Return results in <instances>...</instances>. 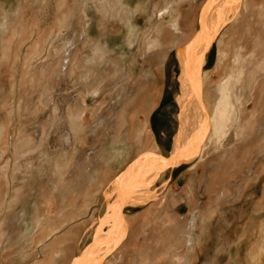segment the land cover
<instances>
[{
    "label": "rangeland",
    "instance_id": "rangeland-1",
    "mask_svg": "<svg viewBox=\"0 0 264 264\" xmlns=\"http://www.w3.org/2000/svg\"><path fill=\"white\" fill-rule=\"evenodd\" d=\"M99 1L0 0V126L11 133L15 130L14 142L10 141L11 136L7 140L6 129L0 131V264H73L83 249L81 254L89 249L93 240L91 237L87 243L89 231L104 214V206L93 200L92 193L111 178H118L123 172L127 174L142 155L168 157L176 146L177 135L188 134L190 127L180 130L177 98L181 94L178 79L181 68L177 49L187 44L192 32L198 31L199 15L206 0H186L181 7L192 20L182 28L180 38L175 39L177 48L171 52L173 33L166 32L162 40V52L168 51L169 55L165 66L160 63L159 52L145 60L139 47L159 0L152 1L149 15L133 11L131 19L139 32L132 46L126 43L129 33L126 23L117 14L101 13ZM138 1L124 3L132 10ZM243 1L236 19L225 22L206 48L202 75L209 76L206 79L209 85L220 81L229 70L237 48L244 59L251 58L248 67L251 65L249 69L256 70L253 76L257 85L244 109L246 134L230 146L208 143L191 161L162 170L149 187L155 193L152 196L150 193L143 205L125 208L130 234L111 245L113 250L100 264H246L245 256L251 247L264 245V69L257 71L264 63V0ZM81 12L83 26L91 25L90 36L101 40V47H110L104 59L87 60L93 56L90 41L78 42V48H71L73 53L67 60L62 57L59 45L47 43L53 34L72 30L74 34ZM20 28L23 31L17 36ZM105 28L109 32L104 33ZM116 62L121 64L118 71L114 67ZM133 64L131 74L128 67ZM148 80L155 84L153 95L143 94L141 90L145 91ZM47 93L53 95L49 97ZM45 96L57 102L55 123L52 115L46 113L53 100L47 103ZM202 102L207 104L204 98ZM79 104L85 106L82 122L87 133L92 131L90 138L83 142L73 165L66 169L64 182H59L58 203L51 212L52 219L29 233L31 216H21L28 193L24 181L26 150L32 152V162L43 164L44 157L35 148L38 131L46 128L48 138H56L53 145H47V155L63 153V147L71 144L68 111L75 110ZM143 124L146 133L140 146L136 143V131ZM110 127L120 128L121 135L109 136ZM113 149L123 150L118 160L122 164L107 169V155ZM89 169L104 172L100 186L83 185L64 205V200L74 195L76 183L72 178L85 179ZM45 179L48 180L47 175ZM189 183L193 186L185 192ZM49 184L51 192H55L54 184ZM86 191L90 193L86 195ZM161 198L162 205L158 202ZM37 199L30 194L26 203L31 207ZM83 204H88V208ZM148 208L147 216L144 211ZM190 218L198 222L194 248L189 247L186 238ZM64 222L67 227L61 228V233L51 239L46 237ZM69 229L71 236H64ZM26 236L29 250L19 257ZM255 264H264V247Z\"/></svg>",
    "mask_w": 264,
    "mask_h": 264
},
{
    "label": "bare ground",
    "instance_id": "bare-ground-1",
    "mask_svg": "<svg viewBox=\"0 0 264 264\" xmlns=\"http://www.w3.org/2000/svg\"><path fill=\"white\" fill-rule=\"evenodd\" d=\"M146 1L144 2V0H139L132 10L130 6L124 3L125 0H100L98 2V6L100 12L105 16L111 13L112 15L117 14L119 19L126 23L128 28L127 32H129L126 43H128L129 46H132L136 40V34L139 32V28L133 24L131 19L133 16V11L140 13L142 16L149 15L153 0H149V2ZM159 1L160 4L156 5L152 10L148 26L145 30L146 33L141 38L139 47L142 52L141 56L145 58V60L153 53L159 52L160 63L165 66L169 55L168 51L162 52V40H164L166 32L173 33V45L169 48V51L171 52L177 48L174 44L176 41L175 39L180 38V35L183 33L182 28H184V26H189L192 18H190V16H186L181 8L187 2L186 0ZM244 3L245 2L243 0H206L204 3L199 15V29L197 28L198 31L195 34L192 32L191 37L186 40L187 44L185 43L177 49V57L179 58L177 59L180 62L181 68V75L180 78H178L181 83V94L177 98L180 111L179 122H181L180 130L183 129V127H185L183 130L190 127L187 136L186 134H183L185 132L180 133L181 135H177V138H175L176 146L172 148L171 154L168 157H162L155 154H147V156L142 155L138 157L134 162V166L129 168L127 174L122 171L123 173L120 176L118 175V178L114 179L111 189H116L113 191L115 193H111L110 191L112 190L109 191L108 188H106L108 190L105 189L106 191L102 193L108 181H106V183L101 188H97L92 193L91 196L93 200L101 202L102 206H104V214L100 216L99 222L95 224L94 229L92 228V230L89 231L90 233L88 235L87 243L93 239L90 243V247H88L89 251L86 250L81 254V252L84 250L83 249L79 253V257L73 261V264L99 263V261L104 257L103 255L110 249L111 245L118 243L122 237L130 234V230L128 231V222L125 220L126 217L124 216V206L128 203L143 205L147 199H145L144 196L150 193L152 196L153 193H155L154 191L153 193L150 192L151 190L149 187L151 182L154 181V178H156L162 170L183 162L191 161L200 154V148L201 150L204 149L205 145L208 143L215 142L216 146L217 144L220 146L221 144L223 145L224 143H227L230 146L233 145L237 139H241V137L246 134L247 125L244 123V109L246 107V103L252 98L253 91L257 85L256 78L253 76L256 73V70L249 69L251 65L248 67L251 58L249 57L244 59L240 51L241 49L237 48V51H235V54L233 55L231 66L230 68L228 67L229 70H226L225 75L223 73L220 81H218L216 84L209 85L208 80H206L209 76L205 73L202 75V56H204V53L207 50L206 48L209 46L210 42L213 41L219 28L225 24V22L230 19H233V21L236 19L240 12L241 6L243 7ZM79 16L80 19L76 20L77 23L74 26V34L72 33L73 30L65 34H53L48 38L47 43L49 46L56 44L59 45V50L64 54L62 57L67 60V58L73 53L71 48H78V42L81 43L83 41H90L93 45V56L89 57L87 60L90 62L97 61L100 58L104 59L105 55L110 52V47L109 49L106 47H101V40H94V38L88 33L90 32L91 25L89 24L86 28L83 26L82 12ZM21 30L22 29L20 28L19 32H17V36H20L22 33ZM103 32H109L108 28L103 29ZM102 37L104 36L102 35ZM56 50L58 51V49ZM119 66H121V64L116 62L114 65L116 68L115 71L120 69ZM259 69H264V63H261L259 67H257V71ZM128 72L131 74L134 72V64L132 67H128ZM154 87L155 84L148 80V86L145 87V91L143 88L141 90L143 94L153 95ZM46 90L47 89L44 88V91ZM47 92L49 91L47 90ZM52 95L51 93L46 94V96L49 97ZM46 96L45 98L47 103H49V100H53V97L47 98ZM203 98L207 103L205 105L202 102ZM145 106L147 107V105ZM58 110L59 108L57 102L53 100L52 107L49 106V110L46 112L47 114L52 115L51 120L53 123L56 121ZM84 111L85 106L80 104L75 110L68 111L70 117L69 126L71 130V144L67 148L63 147V153H60L54 157H49L50 154L49 156L47 155V145H53L56 138L54 136L48 138V131L46 128H41L38 131L36 139L37 146L35 148L37 151L36 153L43 155V164L39 166L38 163L32 162L30 157L32 152L26 150V180L24 181H26L28 193H26V201L24 203L21 216H31L32 230L29 233L35 232V230H37L41 224H44L52 219L53 215L51 212L58 203H56V194H58L57 192H59V187H61L59 182H64L66 179L64 176L66 169L73 165L74 156L77 154L80 146L83 144V142H87L90 138L89 135L92 131L89 130L87 133V131L84 130L86 128H84V124L82 122ZM12 116H14V114H12ZM118 123L120 124L122 122ZM0 127V131L6 129L3 126ZM5 131H7V140L8 137L11 136L9 137L10 141L14 142L15 130L13 133H11L8 128ZM120 133H122L120 128H108V134L111 137L121 135ZM136 133V143L141 146L146 133V125L143 124L137 128ZM122 151L118 152L116 149H113L109 154L107 153L108 158H106L109 159V162H106L107 169L112 168L113 165L120 162L118 160L119 156H122ZM144 151L145 150H143V152ZM87 156L89 157L90 153H88ZM123 160L125 161L126 158ZM121 162L120 164H122ZM91 169L85 172V179L82 177L79 180L72 178V180L75 181L74 184L76 183L73 190L74 195H72L70 198H67L66 201L64 200V205H67L66 203L73 199V196H75V191L82 189L83 185H85V187L88 185L100 186L99 184L104 180V172H102L101 169L93 171ZM35 172H38L40 175L36 176ZM46 175L48 180L45 179ZM82 181L87 182V184L82 183ZM35 183H38L37 187L35 186ZM49 183L54 184L52 186L55 192H51L52 187ZM190 183L188 184V188L185 192L190 191L192 185ZM70 189L67 191L69 192ZM60 191L62 192L63 189ZM122 191L125 192V195L121 194ZM191 192L193 191L191 190ZM85 193L88 195L90 192L86 191ZM30 194L32 196L38 197L40 200L39 201L37 199L38 201H35L34 205L30 204L32 205L31 207H29V205L26 203ZM192 194L193 193H191V195ZM62 199H65V197H62ZM158 202L162 205V198ZM83 206L88 208V204H83ZM149 210V208L145 209V215H147ZM1 224H3L2 221ZM197 226V220H195V218H190L188 226L189 230L186 232V238L187 241H189L190 248H194L196 245L195 243L197 241V236L195 229H197ZM63 227H67V223L64 222L62 225H59L58 228H54L52 232L46 237L50 238L51 236L58 234L60 229ZM71 234L72 230L69 229L66 233H64V236L66 235L69 237ZM200 235L201 234L198 236V241L201 239ZM66 238L67 237H64V239ZM262 238L264 239V236H262ZM22 241L26 243H22L20 246V248L24 251H20L19 257L25 256L29 250V239H27V236ZM202 245L203 247L205 246V244ZM85 247H87V245ZM263 247V244L260 246L251 247L248 254L245 256L246 264H255L261 258Z\"/></svg>",
    "mask_w": 264,
    "mask_h": 264
},
{
    "label": "crops",
    "instance_id": "crops-1",
    "mask_svg": "<svg viewBox=\"0 0 264 264\" xmlns=\"http://www.w3.org/2000/svg\"><path fill=\"white\" fill-rule=\"evenodd\" d=\"M134 160H135V159H134ZM134 160H133V161H134ZM115 178H116V177L111 178V179L109 180L110 182H109V181L107 182V184H106V186L104 187L102 193H104V192H105L106 190H108V189H109V191L112 190L111 187H112V183H113V181H114ZM106 188H108V189H106ZM105 189H106V190H105ZM150 189H151V188H150ZM115 190H116V189H115ZM115 190H112V191H110V192H111V193H115V192H113V191H115ZM110 192H109V194H110ZM57 193H58V192H57ZM121 194L125 195V192L122 191ZM147 195L149 196L150 194H147ZM147 195L144 196L145 199H146V198L148 199V196H147ZM56 196H57V194H56ZM110 199H111V198H110ZM145 199H144V201H145ZM147 199H146V200H147ZM142 200H143V199H142ZM142 200H141V201H142ZM141 201H140V202H141ZM133 205L136 206L137 204H131V203L126 204V205L124 206V210H125V208L130 207V206H133ZM124 210H123V211H124ZM124 216H125V215H124ZM124 218H125V217H124ZM125 220H126V219H125Z\"/></svg>",
    "mask_w": 264,
    "mask_h": 264
},
{
    "label": "water",
    "instance_id": "water-1",
    "mask_svg": "<svg viewBox=\"0 0 264 264\" xmlns=\"http://www.w3.org/2000/svg\"><path fill=\"white\" fill-rule=\"evenodd\" d=\"M112 250H113V249L111 248V249H110L108 252H106V253H105L103 256L105 257V256H106V254H109V253H110ZM103 256H102V257H103ZM104 257H103V258H104ZM103 258H102V259L99 261V263H97V264H100V263H101V261L103 260Z\"/></svg>",
    "mask_w": 264,
    "mask_h": 264
}]
</instances>
